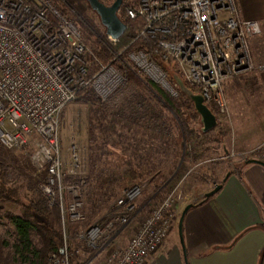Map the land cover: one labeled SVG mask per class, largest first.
<instances>
[{
  "label": "built area",
  "instance_id": "built-area-1",
  "mask_svg": "<svg viewBox=\"0 0 264 264\" xmlns=\"http://www.w3.org/2000/svg\"><path fill=\"white\" fill-rule=\"evenodd\" d=\"M127 5L126 18L138 25L135 37L117 50L125 35L120 39L106 35L110 59L102 64L94 56L88 58L91 52L79 27L51 0H0V144L22 151L39 172L46 171L42 189L52 205L57 196H63L59 128L69 104L90 91L104 101L116 97L129 67L164 81L158 75V60L171 63L191 90L226 115L224 82L264 71V66L255 64L250 46L261 27L242 18L237 0H129ZM128 29L127 25L126 33ZM135 42L144 43L145 48L126 58ZM81 170V159L74 151L70 174L82 176ZM66 189L73 199L67 219L81 222L80 185ZM178 189L175 185L127 247L109 255L104 264H147L172 229ZM141 192L142 187L135 186L123 193L110 214V228L129 223ZM109 235L96 223L78 238L96 249ZM62 252L61 257L53 254L48 264H70L66 243Z\"/></svg>",
  "mask_w": 264,
  "mask_h": 264
},
{
  "label": "rangeland",
  "instance_id": "rangeland-1",
  "mask_svg": "<svg viewBox=\"0 0 264 264\" xmlns=\"http://www.w3.org/2000/svg\"><path fill=\"white\" fill-rule=\"evenodd\" d=\"M82 1L78 4L83 14L72 13L66 1L62 7L55 1L54 3L79 27L91 52L88 58L93 60L94 56L102 64H107L110 52L106 50V29L89 4ZM100 1L107 6L115 2ZM128 3L129 0L123 1L118 14L128 26L136 28L138 25L129 21L125 15ZM123 43L124 41L115 49L120 50L125 45ZM94 47L106 51V57L95 56ZM156 66L158 75L163 77L169 87L142 71L138 80L141 83L152 81L174 99L183 94L177 80L181 79L187 87L188 85L173 65L156 60ZM97 69L94 65L93 70ZM251 91L252 89L245 88L242 91H227L224 88L226 115L221 114L216 105L208 104L212 105L217 113L211 110L217 117L218 125L208 132L210 135L204 140H192L182 128L177 125L175 127L177 121L169 111L165 110L161 114L156 106L150 112L147 111L146 107L150 103L147 93L135 87L134 83H128V80L116 97L107 101L95 95L93 91L87 93L97 104L105 105L101 108L108 109L102 118L104 125L97 123L96 119L100 115L95 114L97 107L102 105H93L84 98L69 104L63 111L59 128L63 196H57L55 203L51 204L52 200L42 189L46 178L39 185V189L47 198L48 206L57 209L59 221L50 213L47 218L49 224L61 233L60 248L67 244L71 254L70 264H104L109 255L123 251L175 185H179L176 218L163 245L147 264L166 256L176 244L182 247L179 221L184 209L188 205L201 202L227 174L239 171L249 160L264 162V104L256 101ZM191 104L196 115L187 112L185 119L190 123V129L200 135L203 133L201 117L192 102ZM170 123L174 125L173 132L166 129ZM6 150L16 159L18 167H29L35 174L39 173L22 151ZM74 151L81 159L82 176L70 174ZM19 173L18 169L10 167L3 174L6 189L15 193V197L10 202H0V264H12L10 251L3 245L5 241H12L13 228L9 216L23 214L28 199L33 194L28 179ZM77 184L80 185L79 192H82L84 206L81 212L84 220L72 223L67 219L66 211L73 199L66 188ZM135 186H141L142 192L135 201V212L130 215L129 223L125 226L115 224L110 228V214L116 202L126 190ZM61 201L64 203L65 212L60 208ZM96 223L110 232V235L102 247L92 249L78 237Z\"/></svg>",
  "mask_w": 264,
  "mask_h": 264
},
{
  "label": "crops",
  "instance_id": "crops-1",
  "mask_svg": "<svg viewBox=\"0 0 264 264\" xmlns=\"http://www.w3.org/2000/svg\"><path fill=\"white\" fill-rule=\"evenodd\" d=\"M237 1L242 18L261 27L250 46L255 64L264 66V0ZM237 87L252 89L264 104V71L224 82L227 91ZM201 202L193 204L183 224L188 264H264L263 166L246 162L228 176L220 192ZM150 264H186L183 248L176 244Z\"/></svg>",
  "mask_w": 264,
  "mask_h": 264
},
{
  "label": "trees",
  "instance_id": "trees-1",
  "mask_svg": "<svg viewBox=\"0 0 264 264\" xmlns=\"http://www.w3.org/2000/svg\"><path fill=\"white\" fill-rule=\"evenodd\" d=\"M51 1H55L56 4L60 7L64 6V3L66 1L70 9H72V13L78 12V14H81L82 12L80 7V4L83 2L82 0ZM76 7L78 8V11ZM123 22L126 24L125 21ZM135 34L136 28L129 25L128 32L121 39V44L122 41H124L123 44L128 45L135 37ZM144 45L145 44L142 42L133 43L131 46H129L127 52L125 53V57L127 58L128 54L132 51L144 49ZM93 50L95 52V56L97 55L99 57H106V51H104L103 49L94 47ZM166 65L172 64L170 63ZM139 75H141L139 69L134 67L128 68V83H134L135 87H137L138 89H143V91L148 95V100L150 103L146 107L147 111L150 112L151 110L155 109V106L159 108L161 114L165 110L169 111L177 121V124L175 123V127L177 125L182 128V130H184L187 133V136L191 139L193 138L194 140H204L207 136L210 135V133H200L199 135L198 133H195L190 129V123L185 119V116L187 115V112H192L194 116L196 114L193 111L194 109L191 102L183 94H180V96L176 99L171 98L165 91H163L152 81H142L141 83L138 80L140 77ZM193 91L195 92V90ZM83 98L89 100V102H91L93 105H102L97 104L96 101L92 97H88L87 94L84 95ZM101 107H105V105L97 107L95 114L100 115L101 118H97L96 121L98 120L97 123H102L104 125V120L102 118L105 117L108 109ZM209 108L215 114H217L212 105H209ZM173 127L174 125L170 123V126H167L166 129L172 131L174 130ZM92 134L93 133H91V136L93 138ZM16 164V159L9 154V152L3 145L0 144V172L2 174L0 175V202H10L11 200H14L15 197V193H10L6 189L5 183H3V180L5 179V176L3 174L6 170L10 169V167L14 168V170L18 169V172H20L19 174L28 179L30 189L33 193L32 197L28 199V205L25 207L26 210L23 214L19 216H9L10 224L13 228L11 235L12 241H5L3 242V245L10 251V260L12 264H47L48 260L53 254L61 257L63 256V252L59 246L62 242L61 233L49 224V219L47 218L48 213H50L51 215L53 214V217L56 221H59L57 209L54 210L48 206L47 198L39 189V185L46 178V171L35 174V171L31 170L29 167L21 168ZM230 174L231 173H229V175ZM223 183L224 180L220 184L223 185ZM206 200L207 199L204 198L202 202ZM194 207L195 206L193 205L192 208Z\"/></svg>",
  "mask_w": 264,
  "mask_h": 264
},
{
  "label": "water",
  "instance_id": "water-1",
  "mask_svg": "<svg viewBox=\"0 0 264 264\" xmlns=\"http://www.w3.org/2000/svg\"><path fill=\"white\" fill-rule=\"evenodd\" d=\"M89 4V7L92 11H94L98 17L100 18L101 24L106 29V34L111 36L114 39L122 38L126 31L127 25L119 18L118 12L123 4L124 0H115V2L111 6H107L102 3L100 0H84ZM178 85L180 87L181 92L193 103L196 112L201 117V122L203 125V133H208L215 129L218 125L216 115L211 111L209 106L205 103L202 95L195 93L189 87H187L181 79H178ZM248 164H258L264 167V162L258 160H249ZM229 176V175H228ZM227 176V178H228ZM224 181H226V179ZM223 185H217L211 192L205 195L206 199H210L215 196L222 189ZM193 205H188L180 218L179 221V234L181 238V244L183 248V255L185 263L188 264L186 248L184 245V237H183V224L186 215L192 209Z\"/></svg>",
  "mask_w": 264,
  "mask_h": 264
},
{
  "label": "bare ground",
  "instance_id": "bare-ground-1",
  "mask_svg": "<svg viewBox=\"0 0 264 264\" xmlns=\"http://www.w3.org/2000/svg\"><path fill=\"white\" fill-rule=\"evenodd\" d=\"M155 78H157L158 80H160V82L165 86L166 85V87H169V85L167 84V83H165L160 77H155Z\"/></svg>",
  "mask_w": 264,
  "mask_h": 264
}]
</instances>
